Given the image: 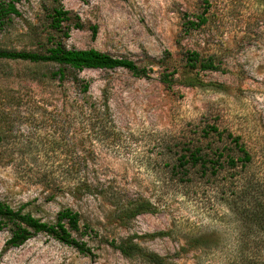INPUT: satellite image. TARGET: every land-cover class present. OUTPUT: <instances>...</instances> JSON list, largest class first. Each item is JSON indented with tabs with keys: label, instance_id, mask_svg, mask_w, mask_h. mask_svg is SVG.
Listing matches in <instances>:
<instances>
[{
	"label": "rangeland",
	"instance_id": "374dc122",
	"mask_svg": "<svg viewBox=\"0 0 264 264\" xmlns=\"http://www.w3.org/2000/svg\"><path fill=\"white\" fill-rule=\"evenodd\" d=\"M9 1L18 14L0 25V48L43 52L59 41L132 60L146 72L66 70L64 85L54 86L48 84L53 65L0 61V201L47 222L64 207L78 211L89 229L73 235L93 253H80L44 232L9 246L5 227L0 264H148L108 244L128 237L163 256V264H238V243L248 234L242 231V204L231 195L239 187L231 184L264 166L258 163L264 159V0L0 3ZM57 7L69 12L59 31L50 26ZM201 13L207 22L188 29L187 21ZM192 50L213 55L221 70L187 71L183 65ZM175 68L172 82H163L162 75ZM73 76L89 83L91 99H107L115 124L108 137L98 127L71 124L67 137L77 143L72 153L86 164L68 181L84 178L93 186L80 196L48 190V157L64 154L48 152V113L31 105L34 95L48 97V91L59 102L80 97ZM19 98L23 103L16 106ZM228 133L240 135L255 153L244 170L225 162L226 155H239ZM196 147L205 158L219 160L215 175L210 164L206 173L191 162L181 166ZM126 199L147 200L151 211L123 221L118 207Z\"/></svg>",
	"mask_w": 264,
	"mask_h": 264
},
{
	"label": "trees",
	"instance_id": "16d2710c",
	"mask_svg": "<svg viewBox=\"0 0 264 264\" xmlns=\"http://www.w3.org/2000/svg\"><path fill=\"white\" fill-rule=\"evenodd\" d=\"M18 14V10L13 1L0 3V25L4 18H10V15ZM67 10L61 7L54 8L50 14L51 28L57 31L61 30L62 23L67 21L69 16ZM207 22L205 13L196 15L195 20H188V29L200 27ZM79 27V26H78ZM67 31L64 36H67ZM0 61H24L31 65L37 66L41 64L53 65L55 70L50 71L48 75V84L54 86H63L67 80L66 70L81 71L83 69H113L123 67L131 71L136 76L145 74V69L139 68L132 60L126 58H116L109 54L100 52L94 48L77 49L66 48L57 41L51 47L43 52L24 51V50H6L0 48ZM184 68L189 71H217L221 70V63L218 62L213 55L202 56L199 52L192 50L186 55ZM177 69L162 75L163 82L169 84L173 80V74L177 73ZM34 78V77H32ZM72 83L80 86V97L67 96L59 102L54 96L55 93L48 91V97L34 95L31 105L35 109H42L48 113V152L63 153L62 158L48 157V190L52 193L66 192L72 196H80L85 191L92 190V184L86 179H76L68 181L74 173H76L86 162L85 158L75 156L72 153L76 146V142L67 137L68 131L73 122H81L90 128L98 127L104 131L103 137H108V130L115 128L112 119L110 107L107 99H91L88 93L89 83L79 79L77 76L71 78ZM187 85H195L193 82L186 81ZM36 96V97H35ZM22 98L16 101V106L21 105ZM84 117L76 120L74 117ZM61 117V118H58ZM63 117V118H62ZM74 118V119H73ZM211 130L221 135L217 127L212 126ZM61 132V136L55 135ZM227 136L233 143L234 148L239 155H226L225 162L227 166L233 168L240 165L241 169L249 167L255 162V153L251 147L241 140L240 135ZM98 137V135H96ZM37 151V150H36ZM219 156H222L219 153ZM185 158L184 155L180 157ZM181 161V160H180ZM191 162L193 165H200L206 173L208 165L211 167V174L217 173L220 165L218 159L205 158L200 153L199 147L191 151L188 159H184L180 164ZM1 163H8L3 161ZM264 165V159L258 161ZM41 175H45L42 171ZM63 176V179L57 177ZM66 176V177H64ZM68 177V178H67ZM238 188V191H231V195L236 196L242 204L240 211V220L243 224L242 231L248 234V238L238 243L240 251V259L238 264H264V166L262 169L252 172L250 176L241 175L234 178L232 184ZM122 211L120 218L127 221L130 218L144 212H150V203L147 200L128 201L127 199L118 207ZM5 227L10 229V237L7 240L9 246H19L26 240L38 233H47L63 244L75 247L80 253L92 255V250L83 241L76 239L73 232H85L89 229L87 224H81L80 213L70 207L60 209L55 216L53 222L43 221L35 217L29 212H23L21 208H13L9 204L0 201V231ZM253 234V239L249 237ZM108 244L118 250L120 254L126 258H139L148 264H163L164 257L155 252L148 251L132 237L115 241H108Z\"/></svg>",
	"mask_w": 264,
	"mask_h": 264
}]
</instances>
